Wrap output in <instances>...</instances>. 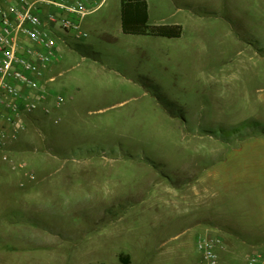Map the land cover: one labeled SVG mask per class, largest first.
Wrapping results in <instances>:
<instances>
[{"label":"rangeland","instance_id":"1","mask_svg":"<svg viewBox=\"0 0 264 264\" xmlns=\"http://www.w3.org/2000/svg\"><path fill=\"white\" fill-rule=\"evenodd\" d=\"M192 1L148 0L150 23L182 24L181 39L125 34L107 0L86 38L59 40L63 101L0 162V264H203L198 235L219 264H247L264 246V54L225 35L228 18L264 21V0ZM197 178L222 189L196 197ZM212 202L247 227L228 247L205 233Z\"/></svg>","mask_w":264,"mask_h":264},{"label":"built area","instance_id":"2","mask_svg":"<svg viewBox=\"0 0 264 264\" xmlns=\"http://www.w3.org/2000/svg\"><path fill=\"white\" fill-rule=\"evenodd\" d=\"M106 1L0 0V162L9 160L30 119L61 105L63 96L52 89L62 52L59 40L68 44L69 35L77 42L86 38L84 19ZM198 248L203 264H219L209 238H199ZM247 264H264V246L249 255Z\"/></svg>","mask_w":264,"mask_h":264},{"label":"crops","instance_id":"3","mask_svg":"<svg viewBox=\"0 0 264 264\" xmlns=\"http://www.w3.org/2000/svg\"><path fill=\"white\" fill-rule=\"evenodd\" d=\"M187 1H190V0H187ZM204 2H205V0H193L192 4H195V5H191V6H199L201 4H204ZM120 4H121V0H120ZM148 5H149V3H148ZM188 6H190V5H188ZM149 22H150V8H149ZM227 22H228V24H230L231 29L227 30V32L225 33L226 36L231 37L233 39V42H236L238 36H240V38H242L244 36L247 39H251L254 45H251L250 48L255 49L258 54H264V21H259V22L257 21L256 25H254L253 23L251 24L249 21H244L242 19L228 18ZM247 23L251 24V26L253 25V27H251V26L244 27V24H247ZM154 25H181L183 32H182V35L180 37H165V36H153V35H149V36L158 37V38H168V39L173 40V39H181L184 35V28H183V25L180 23H171V24H164V23L163 24H157V23H155ZM196 35L198 36V38L200 40H202V39L208 40L210 38L209 37L210 34L206 33L204 30L198 31L196 33ZM207 42H205V43L203 42V48L204 49H205V46L208 45ZM218 179L219 178H212V179L206 180L205 178H197L194 182L189 183L187 187H192V189H193L192 194L196 197H200L201 192L206 190V189L207 190L208 189L210 190L211 188L219 189V190L222 189V186H221L222 183ZM0 180L3 181L2 183L4 185L6 183L7 184L9 183L8 178L4 179L5 181L2 178H0ZM225 184H228V182L225 181ZM222 192H223V190H222ZM220 195L221 196L216 200V202H220L221 200H223L224 195H222V193ZM215 204L216 203H214V202L209 204V209L207 211L208 214L205 213V219H207L210 223V226L205 229V233L207 235H211V236H219V238H221L222 241H224V247H228L230 244V243H228V240L230 239L231 235L228 234L227 231L228 232H231V231H236V232H246L247 231L248 232V230H247V227L242 229V228H240V226H237L236 224L233 223V222H237V221H235L236 220L235 218L237 215H239L238 213L227 212L224 208H222L221 206L218 207V204H216V205ZM243 215H246V213H244ZM237 220L241 221L243 223L245 222V220L242 218L241 219L239 218ZM256 231H257V228H256ZM261 234H262V238H263L264 237V229L261 231ZM200 236L201 235H198V239ZM244 236L246 238L245 239L246 241H254L255 240V239L249 238V236L246 237L245 234H244Z\"/></svg>","mask_w":264,"mask_h":264},{"label":"trees","instance_id":"4","mask_svg":"<svg viewBox=\"0 0 264 264\" xmlns=\"http://www.w3.org/2000/svg\"><path fill=\"white\" fill-rule=\"evenodd\" d=\"M121 26L125 34L180 37L181 25H154L149 22L147 0H121ZM122 264H128L123 255Z\"/></svg>","mask_w":264,"mask_h":264}]
</instances>
